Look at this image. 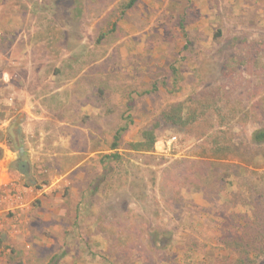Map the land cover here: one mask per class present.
I'll list each match as a JSON object with an SVG mask.
<instances>
[{
    "label": "rangeland",
    "instance_id": "374dc122",
    "mask_svg": "<svg viewBox=\"0 0 264 264\" xmlns=\"http://www.w3.org/2000/svg\"><path fill=\"white\" fill-rule=\"evenodd\" d=\"M127 2L0 0V264H234L264 205V0ZM178 103L228 159L130 150Z\"/></svg>",
    "mask_w": 264,
    "mask_h": 264
},
{
    "label": "trees",
    "instance_id": "16d2710c",
    "mask_svg": "<svg viewBox=\"0 0 264 264\" xmlns=\"http://www.w3.org/2000/svg\"><path fill=\"white\" fill-rule=\"evenodd\" d=\"M138 1L139 0H128L125 10L130 9ZM216 34L218 37L219 32H216ZM208 112V106L201 105L185 112L183 103L171 105L160 114L154 126L142 132L140 142L129 144L128 147L135 152H152L156 142L155 130L163 123L175 127L179 131L203 139L204 142L199 153L203 157L226 160L229 157L228 155L232 154L233 149L229 143L221 144V141H218L220 135L215 134L216 131L211 133L213 130H218L219 128L214 126L211 121L205 120ZM125 130L126 128L122 127L115 132L111 149L114 150L119 146L122 133ZM221 133L224 134L223 132H220V134ZM250 142L255 146L264 144V129L253 131ZM113 157H115V155H113ZM17 167L23 174L26 173L25 166L22 163H19ZM190 184L192 183H189V185ZM30 186H34V184L30 183ZM261 201H264V198ZM255 203H258V201ZM245 224L241 234L230 236L232 238L226 243L231 246V249L234 250L236 254L234 264H255L257 260L264 256L263 204H254L252 217Z\"/></svg>",
    "mask_w": 264,
    "mask_h": 264
},
{
    "label": "built area",
    "instance_id": "2783aa9c",
    "mask_svg": "<svg viewBox=\"0 0 264 264\" xmlns=\"http://www.w3.org/2000/svg\"><path fill=\"white\" fill-rule=\"evenodd\" d=\"M176 140V138L175 137H173L170 141L172 142V141H175Z\"/></svg>",
    "mask_w": 264,
    "mask_h": 264
},
{
    "label": "crops",
    "instance_id": "0c3cea01",
    "mask_svg": "<svg viewBox=\"0 0 264 264\" xmlns=\"http://www.w3.org/2000/svg\"><path fill=\"white\" fill-rule=\"evenodd\" d=\"M0 174L3 175V169L0 170Z\"/></svg>",
    "mask_w": 264,
    "mask_h": 264
}]
</instances>
